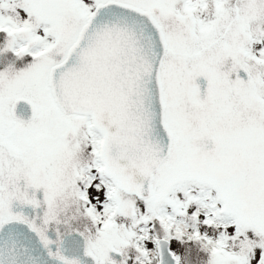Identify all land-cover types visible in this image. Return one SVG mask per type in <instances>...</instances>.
<instances>
[{
    "label": "snow or ice",
    "instance_id": "obj_1",
    "mask_svg": "<svg viewBox=\"0 0 264 264\" xmlns=\"http://www.w3.org/2000/svg\"><path fill=\"white\" fill-rule=\"evenodd\" d=\"M0 264H264V0H0Z\"/></svg>",
    "mask_w": 264,
    "mask_h": 264
}]
</instances>
